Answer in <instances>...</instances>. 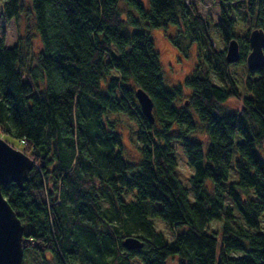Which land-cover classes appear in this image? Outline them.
Wrapping results in <instances>:
<instances>
[{"label": "trees", "instance_id": "obj_1", "mask_svg": "<svg viewBox=\"0 0 264 264\" xmlns=\"http://www.w3.org/2000/svg\"><path fill=\"white\" fill-rule=\"evenodd\" d=\"M2 1L6 17L17 18L27 0ZM28 1L36 61L28 46L0 36V133L35 161L24 189L2 187L25 227L24 259L32 250L42 264H264V66L248 68L243 88L231 69L247 64L250 31L264 30V0H219L224 48L186 0ZM234 9L251 24L242 35ZM168 25L187 30L200 52L207 47L185 77L184 99L182 84H166L150 33ZM233 38L240 58L228 62ZM138 88L154 102V122ZM233 98L240 109L225 107ZM109 113L137 122L139 162L124 157ZM200 124L206 140L191 136ZM174 142L193 169L190 188L176 173ZM155 217L176 229L171 242ZM128 236L144 244L128 249Z\"/></svg>", "mask_w": 264, "mask_h": 264}, {"label": "rangeland", "instance_id": "obj_2", "mask_svg": "<svg viewBox=\"0 0 264 264\" xmlns=\"http://www.w3.org/2000/svg\"><path fill=\"white\" fill-rule=\"evenodd\" d=\"M4 1L0 0V36L4 37L7 46H14L19 42L22 45L28 46L26 50V57L28 61L33 63L36 61V56L41 49V42L34 23L33 14L30 11V1H26L24 9L21 11L17 18H7L4 12ZM145 6H149V0H142ZM187 3H191L197 12L208 20L209 23V35L213 41V44L217 48H224L226 46L222 33L217 26V21L220 16L219 0H186ZM230 15L236 18L235 32L242 35L251 27L249 18L245 17L242 13L237 12L235 9L230 12ZM185 29V28H184ZM254 29V28H253ZM186 34L178 33L176 26L168 25L166 27H156L150 30V33L154 39L155 47L159 52L162 69L165 76L166 84L169 87L182 84L185 95L182 99L188 97L189 91L184 86L185 77L193 73L195 65L198 59H202L207 51V47L203 44L201 52L199 50V44L197 40L191 39ZM209 46V45H208ZM199 54H202L199 57ZM204 59V58H203ZM246 65V66H245ZM232 73L235 76L238 86L243 88V79L248 75V66L246 63H237L231 67ZM211 76L217 80V76L210 72ZM222 83V82H221ZM225 104L227 109L238 110L241 107V102L236 99H229ZM182 105V102H179ZM191 109V108H190ZM195 113L194 110H191ZM196 116V115H195ZM108 117L116 124L115 128L121 134L122 140V152L124 157L131 162H139L141 160L140 142L137 139L138 124L135 120L128 117L123 113H109ZM197 118V116H196ZM198 119V118H197ZM206 133L202 129L201 124L198 125V129L195 134H191L192 137L199 140H206ZM0 136L9 142L13 147L22 150L28 156L33 158L28 152L23 150L24 146L21 141L11 138L10 136H4L0 133ZM175 155L177 158L178 166L176 173L182 183L190 188V176L193 174V169L189 166L187 156L182 149L180 143L174 142ZM133 192L124 193L125 199H131L134 196ZM190 199H193L190 190ZM155 227L162 231L168 242H171L176 234V229L169 227L160 217L153 218ZM221 222L214 221L211 224V229L220 230ZM39 256L32 250L26 252V258L23 259V264H42ZM48 264H55L52 260ZM173 264H176L174 261Z\"/></svg>", "mask_w": 264, "mask_h": 264}, {"label": "water", "instance_id": "obj_3", "mask_svg": "<svg viewBox=\"0 0 264 264\" xmlns=\"http://www.w3.org/2000/svg\"><path fill=\"white\" fill-rule=\"evenodd\" d=\"M251 50L247 55V66L257 70L264 66V30L254 28L249 34ZM240 58V46L236 38L229 41L226 59L236 62ZM136 96L144 115L150 122L155 121L154 102L142 88L136 90ZM35 166L33 158L22 150L13 147L0 136V264H23V235L25 227L10 201L4 196L2 187L12 182L24 189L30 172ZM144 243L136 236H128L123 245L128 249L141 247Z\"/></svg>", "mask_w": 264, "mask_h": 264}]
</instances>
